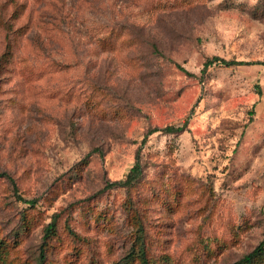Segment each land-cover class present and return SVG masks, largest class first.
<instances>
[{
  "label": "rangeland",
  "instance_id": "obj_1",
  "mask_svg": "<svg viewBox=\"0 0 264 264\" xmlns=\"http://www.w3.org/2000/svg\"><path fill=\"white\" fill-rule=\"evenodd\" d=\"M214 56L264 63V0H0V264H37L44 243L49 264L252 252L264 65L202 75ZM137 161L133 187L107 188Z\"/></svg>",
  "mask_w": 264,
  "mask_h": 264
},
{
  "label": "trees",
  "instance_id": "obj_2",
  "mask_svg": "<svg viewBox=\"0 0 264 264\" xmlns=\"http://www.w3.org/2000/svg\"><path fill=\"white\" fill-rule=\"evenodd\" d=\"M252 64H263L264 63H247L243 61H227L223 58H220L218 56H214L212 58H209L205 61L204 67L201 71L202 75H204L207 70L212 67L213 65H222L225 67H231V66H241V65H252ZM178 69H180L182 72H184L186 75L190 77L196 78L197 76L189 73L186 71L181 65H177ZM187 127V122L184 123L182 127H174V126H168L164 129V131L168 134H176L181 133L185 131V128ZM143 176V168L139 161L136 162V164L131 168L129 173L126 175L125 179L121 181H115L113 183H109L107 185V188H125L130 189L133 187ZM35 201H29V204L34 203ZM56 233V221H52L48 224L46 230H45V236H44V242L45 240L51 238ZM264 257V240L259 243V245L249 254L245 255L242 259L232 263V264H257L261 262V260ZM140 264H150L146 257V252L144 250H140ZM37 264H49L46 260V248L45 243L40 248V256ZM127 264V263H125Z\"/></svg>",
  "mask_w": 264,
  "mask_h": 264
}]
</instances>
